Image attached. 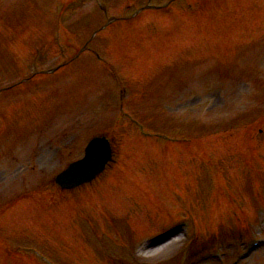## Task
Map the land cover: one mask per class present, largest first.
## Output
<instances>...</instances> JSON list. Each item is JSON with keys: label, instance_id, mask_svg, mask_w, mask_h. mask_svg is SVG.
Returning a JSON list of instances; mask_svg holds the SVG:
<instances>
[{"label": "rangeland", "instance_id": "rangeland-1", "mask_svg": "<svg viewBox=\"0 0 264 264\" xmlns=\"http://www.w3.org/2000/svg\"><path fill=\"white\" fill-rule=\"evenodd\" d=\"M67 1L0 0V54L7 56L14 73L26 77L34 72L28 65L29 55L38 58L37 70H53L67 63L86 43L89 30L100 21L87 0H75L77 3L71 6L74 8L65 11L66 17L59 26L64 54L60 55L52 43L50 28L57 21L50 13L59 11L57 17L61 18L64 13L60 15L61 8ZM155 1L162 5L168 0ZM50 2L55 3L54 9L48 7ZM103 2L110 7L105 22L114 17L129 18L139 7L148 5L146 0ZM201 4L204 5L200 12L195 9L175 15L180 23H186V29L177 47L175 40H164L162 44L176 61H169L167 69L151 66L147 76H156L160 71L172 73L180 69L182 62L192 61L206 52L210 57L207 69L225 60L226 74L233 68L232 75L239 66H246L244 76L221 79L218 88H226L228 98L215 95L214 85L199 78L197 72L191 77V73L183 72L177 82L178 78L172 81L162 78L158 83L162 96L156 104V100L148 99V89L126 77L124 66L120 65L117 71L119 77L124 75L123 80L133 93L132 103L137 106L134 113L148 125L147 132L158 129L176 138L175 144L165 141L157 146L142 141L133 128L116 129L112 125L113 100L107 96L105 80L93 75L96 69L90 56H81L78 64L72 63L63 70L67 80L70 76L78 79L76 92L71 90V84H62L50 94L35 91L26 105L17 104L7 112L4 110L6 117L0 119V207L20 199L10 211L11 217L10 212L5 216L10 233L21 230L19 246L49 250L58 264H186L184 252H175V244L157 256L150 253L142 259L137 258L132 247L145 236L158 233L162 223L187 215L196 224L189 258L215 248L224 256L218 264H264V247L248 259L235 262V253L241 250L249 233L253 237L264 236V15L254 11L264 0H203ZM127 6L130 8L125 11ZM195 11L196 15L191 16ZM143 16V34L138 36L137 45L127 42L120 31L124 25L135 36L128 21H119L109 24L92 48L107 49L103 53L105 59L114 57L108 48L119 46L129 49L132 55L136 47L142 48L149 38L157 37L152 29L154 23L168 24L172 20L147 12ZM109 30L116 37L108 34ZM193 35L201 41L199 47L192 45ZM183 44L190 48L187 53H176ZM246 46L258 48L240 59L227 57L232 47L239 53ZM93 87H97L99 95H89L88 90ZM72 92L74 98L67 95ZM84 94H88L86 102L79 99ZM169 94L176 96H170L167 101ZM4 125L7 127L3 129ZM17 129L22 134L13 139L11 135ZM24 133L31 137L30 144L22 141L7 152V157L6 150ZM101 134L113 140L115 164L100 185L58 202L50 191V181L81 156L88 139ZM186 136L192 141L189 145L177 143ZM98 190L100 194L91 198L90 192ZM238 204V214H233ZM5 217L0 218L2 251L10 249L7 243L12 238L11 234L2 232ZM29 224L38 227L34 236L26 230ZM54 239L60 246L57 250L52 249ZM8 252L11 258L2 252L0 264H37L24 250ZM201 264L215 263L208 260Z\"/></svg>", "mask_w": 264, "mask_h": 264}, {"label": "water", "instance_id": "water-1", "mask_svg": "<svg viewBox=\"0 0 264 264\" xmlns=\"http://www.w3.org/2000/svg\"><path fill=\"white\" fill-rule=\"evenodd\" d=\"M104 163H105V161H104V162H102V163H101V165H103Z\"/></svg>", "mask_w": 264, "mask_h": 264}]
</instances>
